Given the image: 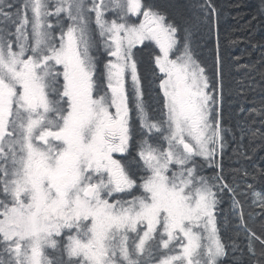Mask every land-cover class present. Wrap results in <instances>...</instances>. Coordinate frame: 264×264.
<instances>
[{
  "label": "snow or ice",
  "instance_id": "6c2138e0",
  "mask_svg": "<svg viewBox=\"0 0 264 264\" xmlns=\"http://www.w3.org/2000/svg\"><path fill=\"white\" fill-rule=\"evenodd\" d=\"M199 30L146 0H0V264H222L239 249L217 220L235 190L197 161L219 168L232 131Z\"/></svg>",
  "mask_w": 264,
  "mask_h": 264
},
{
  "label": "trees",
  "instance_id": "16d2710c",
  "mask_svg": "<svg viewBox=\"0 0 264 264\" xmlns=\"http://www.w3.org/2000/svg\"><path fill=\"white\" fill-rule=\"evenodd\" d=\"M146 2L158 6L177 23L200 21L198 36L202 39L197 49L198 58L213 72L218 67L215 79L220 95L221 126L232 130L226 134V146L220 160L224 178L220 183H227L235 191L221 193L223 199L217 211V220L220 225L226 217L227 226L221 231V236L226 244L234 240L239 249L235 252L229 249V255L222 264H264V245L260 240L252 238L255 255L247 249L251 233L264 240V208L254 203L253 195L259 192L264 196V172L261 171L264 170V0ZM213 8L219 13L218 23ZM217 43L218 66L215 63ZM135 52L141 55L138 65L141 74L150 78L148 52L141 53L140 48ZM102 67L100 61V71ZM150 88L155 97L159 89L155 84ZM153 108H156L155 103ZM151 115L159 118L158 111H152ZM134 123L138 129V122ZM253 131L260 135L253 137ZM245 171L250 175H246ZM209 173L216 175L218 172ZM233 199L239 202L238 208H232ZM240 212L243 213L242 219Z\"/></svg>",
  "mask_w": 264,
  "mask_h": 264
},
{
  "label": "flooded vegetation",
  "instance_id": "af4514ba",
  "mask_svg": "<svg viewBox=\"0 0 264 264\" xmlns=\"http://www.w3.org/2000/svg\"><path fill=\"white\" fill-rule=\"evenodd\" d=\"M12 2L15 3V4H19L20 0H12ZM99 53H95L94 52V55L97 56V71H98V74L100 72V70H99L100 61H102V64H103L107 59H111L110 57H107L106 54L101 53V55H99ZM132 151H133V149L130 148V152H132ZM115 155H116V158L121 159L122 161H124L126 159V157L120 156V154H115ZM211 171H215V169L213 168Z\"/></svg>",
  "mask_w": 264,
  "mask_h": 264
},
{
  "label": "rangeland",
  "instance_id": "374dc122",
  "mask_svg": "<svg viewBox=\"0 0 264 264\" xmlns=\"http://www.w3.org/2000/svg\"><path fill=\"white\" fill-rule=\"evenodd\" d=\"M138 47H140V46H138ZM197 159H200L203 161V162H200V165H202V167L200 168V172H203V171L206 172L207 169L209 168V166H207V163L202 158H197ZM204 172L201 174L203 175Z\"/></svg>",
  "mask_w": 264,
  "mask_h": 264
},
{
  "label": "bare ground",
  "instance_id": "6f19581e",
  "mask_svg": "<svg viewBox=\"0 0 264 264\" xmlns=\"http://www.w3.org/2000/svg\"><path fill=\"white\" fill-rule=\"evenodd\" d=\"M218 11L216 10V11H214V16H215V21H216V23H218ZM215 28H216V31H217V27L215 26ZM218 99L220 100V95H219V93H218ZM221 169V168H220Z\"/></svg>",
  "mask_w": 264,
  "mask_h": 264
}]
</instances>
